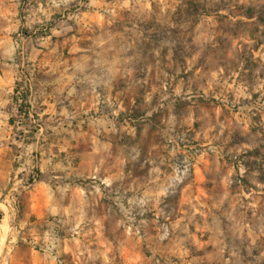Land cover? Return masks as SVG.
I'll list each match as a JSON object with an SVG mask.
<instances>
[{"label": "rangeland", "instance_id": "obj_1", "mask_svg": "<svg viewBox=\"0 0 264 264\" xmlns=\"http://www.w3.org/2000/svg\"><path fill=\"white\" fill-rule=\"evenodd\" d=\"M3 1L56 65L66 115L39 123L88 198L35 249L86 230V264H264V0Z\"/></svg>", "mask_w": 264, "mask_h": 264}, {"label": "crops", "instance_id": "obj_2", "mask_svg": "<svg viewBox=\"0 0 264 264\" xmlns=\"http://www.w3.org/2000/svg\"><path fill=\"white\" fill-rule=\"evenodd\" d=\"M8 9L0 0V264H86V230L59 238L54 256L35 249L49 236L50 217L67 226L88 198L62 175L59 146L45 140L58 130L39 123L66 115L56 100V65L42 57L34 37H15L13 4Z\"/></svg>", "mask_w": 264, "mask_h": 264}, {"label": "built area", "instance_id": "obj_3", "mask_svg": "<svg viewBox=\"0 0 264 264\" xmlns=\"http://www.w3.org/2000/svg\"><path fill=\"white\" fill-rule=\"evenodd\" d=\"M39 247L42 249V250H50L51 251V247L49 246V244H45V245H39Z\"/></svg>", "mask_w": 264, "mask_h": 264}]
</instances>
